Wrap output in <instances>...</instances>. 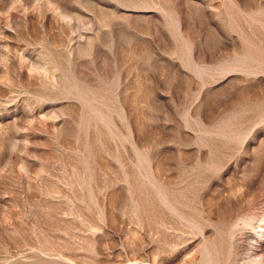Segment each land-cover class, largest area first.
Masks as SVG:
<instances>
[{"label": "rangeland", "instance_id": "obj_1", "mask_svg": "<svg viewBox=\"0 0 264 264\" xmlns=\"http://www.w3.org/2000/svg\"><path fill=\"white\" fill-rule=\"evenodd\" d=\"M0 264H264V0H0Z\"/></svg>", "mask_w": 264, "mask_h": 264}]
</instances>
